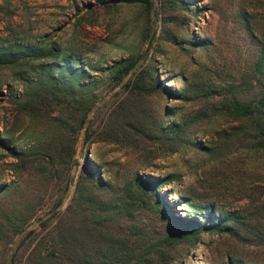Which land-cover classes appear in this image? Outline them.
<instances>
[{
    "label": "rangeland",
    "instance_id": "obj_1",
    "mask_svg": "<svg viewBox=\"0 0 264 264\" xmlns=\"http://www.w3.org/2000/svg\"><path fill=\"white\" fill-rule=\"evenodd\" d=\"M151 1L147 16L138 3L116 4L112 0H0V46L41 42L43 47L54 42L61 55L79 56L87 68L96 63L107 67L119 58L141 53L132 71L156 49L159 80L178 91L180 97L161 101L150 98L145 105L153 111L157 106L171 108L172 120L187 119L191 122L189 137L196 143L180 145L175 152L159 149L152 165L140 174L172 176L158 190L175 216H198L189 215L188 206L199 208L194 210L199 220L208 207L218 213L239 211L240 221H251L263 235L258 238L255 228L253 233L246 232L245 226L239 229V237L224 230H207L174 264H226L229 257L246 264H264V164L244 131L238 129L237 121L213 105L230 94L247 100L255 98L264 86V79L255 73L264 51V0ZM40 37L45 39L40 41ZM28 71L0 68V134L12 140L10 147L17 150L34 138L25 123L15 122V99L30 75ZM122 84L114 87L109 82L102 83L98 109L89 116L94 125L115 99L125 95ZM201 109L209 118L193 121ZM14 128L7 137L6 131ZM84 131L78 136L70 170L74 181L84 159L89 158L101 168L105 179L123 184L131 168L129 153H135L104 142L87 144ZM144 155H148V149ZM15 162L8 150L0 147V185L14 179ZM72 190L73 184L56 210L65 208ZM59 196L53 187L47 204L9 245L2 264H11L15 252L19 254V264H34L27 255L39 237L27 249L21 241L29 230H39L40 221L51 215L50 208ZM181 196L188 200L187 204L180 203ZM137 219L154 228L151 215L141 214Z\"/></svg>",
    "mask_w": 264,
    "mask_h": 264
},
{
    "label": "trees",
    "instance_id": "obj_2",
    "mask_svg": "<svg viewBox=\"0 0 264 264\" xmlns=\"http://www.w3.org/2000/svg\"><path fill=\"white\" fill-rule=\"evenodd\" d=\"M112 1L138 3L147 16L152 9L151 0ZM40 43L0 46V68L29 70L22 92L15 99V122L25 123L34 134L33 141L19 150L10 147L12 140L0 134V147L16 159L14 179L0 185V264L15 237L47 204L53 187L60 196L50 208L51 215L40 221L39 230H29L21 241L27 249L39 237L27 255L34 264H174L207 230H224L239 237V229L245 226L246 232L253 233L255 228L258 238L263 236L251 221H240L239 211L218 213L208 207L201 216L206 222H202L194 211L199 208L188 206V214L198 216H175L158 190L172 176L140 174L152 165L159 149L175 152L180 145L196 143L189 137L191 122L187 119L172 120L171 108L157 106L153 111L145 105L150 98L161 101L180 97L178 91L159 80L156 49L132 71L141 53L119 58L107 67L96 63L87 68L79 56H62L54 42L43 47ZM91 70L98 76L91 75ZM255 71L264 79V51ZM104 82L114 87L123 83L125 95L115 99L94 125L89 116L98 109ZM213 105L237 121L238 129L244 131L264 164V86L255 98L247 100L230 94ZM193 118L199 121L209 118V114L201 109ZM82 129L87 144L104 142L136 154L129 153L131 168L123 184L105 179L101 168L89 158L84 159L74 181L70 170ZM14 130L6 131V136ZM146 149L148 155H144ZM72 184L69 202L63 210H56ZM178 199L181 204L188 203L183 196ZM146 213L151 215L154 228L137 219ZM18 256L15 252L11 264H19ZM226 264L246 263L229 257Z\"/></svg>",
    "mask_w": 264,
    "mask_h": 264
},
{
    "label": "water",
    "instance_id": "obj_3",
    "mask_svg": "<svg viewBox=\"0 0 264 264\" xmlns=\"http://www.w3.org/2000/svg\"><path fill=\"white\" fill-rule=\"evenodd\" d=\"M150 45H151V39L149 41V44H148V47H147L146 51H148V49L150 48Z\"/></svg>",
    "mask_w": 264,
    "mask_h": 264
}]
</instances>
